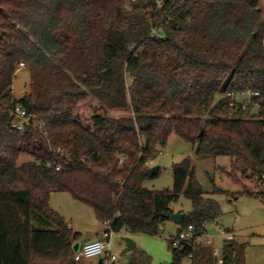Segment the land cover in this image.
<instances>
[{
  "label": "trees",
  "instance_id": "obj_1",
  "mask_svg": "<svg viewBox=\"0 0 264 264\" xmlns=\"http://www.w3.org/2000/svg\"><path fill=\"white\" fill-rule=\"evenodd\" d=\"M261 1L0 0V264H76L79 234L49 207L52 193L90 206L113 234L152 237L182 195L192 209L178 230L203 235L218 208L190 159L171 166L172 190L142 188L159 175L149 165L172 135L197 157H229L228 177L253 181L258 192L243 193L264 201ZM20 63L30 85L16 99ZM242 91L258 93L245 111L225 97ZM87 99L84 122L77 110ZM16 106L36 126L15 131ZM21 155L32 161L19 165ZM168 251L169 264L190 255V264H216L193 243ZM221 256L242 264L244 246L225 243ZM126 264L151 259L135 248Z\"/></svg>",
  "mask_w": 264,
  "mask_h": 264
},
{
  "label": "rangeland",
  "instance_id": "obj_2",
  "mask_svg": "<svg viewBox=\"0 0 264 264\" xmlns=\"http://www.w3.org/2000/svg\"><path fill=\"white\" fill-rule=\"evenodd\" d=\"M260 8L264 17V0L260 2ZM30 85L29 72L23 68L18 69L12 83V92L16 99H20L26 94ZM24 92L22 93V91ZM94 102L87 99L80 104L77 114L85 122L91 115V108ZM256 112V108L253 109ZM161 155L149 165V169L159 170V175L142 184V188L147 191L172 190L173 179L171 166L180 163L188 158L194 171V178L202 187L205 198L211 200L217 205L218 213L214 221L206 224V237L201 238L195 243L196 249H212L218 251L217 257L222 255L225 242L223 234L229 233L233 236V242L244 246V258L242 264H264V201L249 197L243 192H258L253 181L243 179L237 175L238 183L233 182L228 173L231 172L229 157H197L194 148L180 138L172 135L166 146L160 149ZM32 161L28 155H21L18 164H24ZM215 188L222 192H215ZM260 191V189H259ZM49 207L57 212L65 224L71 223L73 232L91 228L99 229V223L95 219L90 206L72 199L66 193H52L49 198ZM172 213L187 214L192 206L189 200L182 195L178 201L170 205ZM220 226V229L217 228ZM48 229L53 230L50 225ZM164 231L159 236L131 235L124 236V232L112 234L110 243V255L116 258L115 261H109L107 264H126L129 256H120L124 249L123 238H132L137 248L146 252L151 259V264H169L171 256L168 251L169 240L174 237L178 230V225L165 221ZM226 229L229 231L227 232ZM85 236L80 240L84 242ZM207 240H206V239ZM208 240L210 244H208ZM75 248H72V252ZM215 259V258H214ZM190 261H184L183 264H190ZM76 264H99V258L93 257L82 259Z\"/></svg>",
  "mask_w": 264,
  "mask_h": 264
},
{
  "label": "built area",
  "instance_id": "obj_3",
  "mask_svg": "<svg viewBox=\"0 0 264 264\" xmlns=\"http://www.w3.org/2000/svg\"><path fill=\"white\" fill-rule=\"evenodd\" d=\"M134 1V0H131ZM159 4V2H157ZM20 69L24 68V64L20 63L18 65ZM258 96L257 92L254 91H242L238 93H228L226 94L227 102L230 106L240 105L242 110L245 111L248 106L252 103V98ZM10 117L12 118L11 127L17 131L22 132L26 128L31 126H36L34 122V116L21 108L20 106L14 107L9 112ZM161 155V152H159ZM58 170V168H56ZM264 179V177H263ZM206 224L201 225V229L206 231ZM102 225V231L99 235V238L95 241L81 245L77 250L73 251V261L75 263L80 262L82 259H89L93 257H98L102 260V264H107L109 261H115L116 258L110 255L111 243L110 239L113 234L111 223L106 221ZM220 229V226H217ZM161 232L164 231L163 227L160 229ZM196 228L193 225H187L183 228H180L176 235L169 240V244L173 249H181L185 245H190L191 243H197L201 238L206 237V232L201 236H195ZM228 232V231H227ZM206 239V238H205ZM207 240V239H206ZM233 240V236L229 233L223 234V241L228 243ZM208 244L210 241L208 240ZM218 251L212 249V255L215 258L216 264H222V256L217 257ZM191 255L188 257L187 261L191 259Z\"/></svg>",
  "mask_w": 264,
  "mask_h": 264
},
{
  "label": "water",
  "instance_id": "obj_4",
  "mask_svg": "<svg viewBox=\"0 0 264 264\" xmlns=\"http://www.w3.org/2000/svg\"><path fill=\"white\" fill-rule=\"evenodd\" d=\"M157 172V169L153 168L150 170V173L154 175ZM165 220L170 221L176 225H180L182 222L183 215L180 213H170V212H164L160 215ZM228 231V230H226ZM123 242L125 244L124 249L121 251L120 256H123L132 250L135 249V243L130 238H123ZM80 247V245H79ZM79 247H75V250H77ZM99 264H102V260H99Z\"/></svg>",
  "mask_w": 264,
  "mask_h": 264
},
{
  "label": "crops",
  "instance_id": "obj_5",
  "mask_svg": "<svg viewBox=\"0 0 264 264\" xmlns=\"http://www.w3.org/2000/svg\"><path fill=\"white\" fill-rule=\"evenodd\" d=\"M24 92V90L22 91V93ZM67 225H68V227H69V229L71 230V232L72 233H77V234H79V239H78V241L76 242V244L73 246L74 248L76 247H79V245L81 246V245H84V244H86V243H89V242H92V241H95V240H97L98 238H99V235H100V233H101V231H102V225L99 223V229H96L95 230V228L92 226L91 228H84V230H79V231H77V232H73L74 230H73V226H72V224L71 223H67ZM226 230H228V229H226ZM229 231V230H228ZM86 237L85 238V240H84V242H81L80 240L83 238V237ZM124 236H131V235H129V234H127V233H125L124 232ZM130 239H132V238H130ZM125 247V246H124ZM135 248H137V246H136V244H135ZM130 253L131 252H129V253H127V254H125V255H123L124 257H127V256H129L130 255ZM100 260V259H99Z\"/></svg>",
  "mask_w": 264,
  "mask_h": 264
}]
</instances>
